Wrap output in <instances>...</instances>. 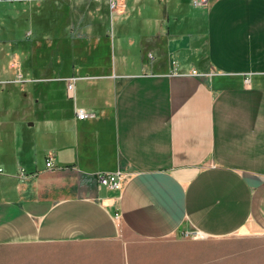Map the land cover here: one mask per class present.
Segmentation results:
<instances>
[{
    "label": "crops",
    "instance_id": "obj_1",
    "mask_svg": "<svg viewBox=\"0 0 264 264\" xmlns=\"http://www.w3.org/2000/svg\"><path fill=\"white\" fill-rule=\"evenodd\" d=\"M43 4L62 16L47 61L36 41L22 49L6 36L7 20ZM122 4L12 0L0 10V264H100L119 229L148 242L264 235L253 19L264 0ZM109 17L130 31L102 29ZM115 173L120 190L98 184Z\"/></svg>",
    "mask_w": 264,
    "mask_h": 264
},
{
    "label": "rangeland",
    "instance_id": "obj_2",
    "mask_svg": "<svg viewBox=\"0 0 264 264\" xmlns=\"http://www.w3.org/2000/svg\"><path fill=\"white\" fill-rule=\"evenodd\" d=\"M4 3L5 6L2 5ZM0 4L2 13L3 10L10 8L12 0H0ZM29 14L31 16L20 15L15 21L7 20L6 36L15 38L22 49L29 47L28 41H36L38 60H50L51 50L54 49L53 46L55 47L52 43L55 39L53 31L60 30L62 16L59 15L55 6L47 4L41 5L38 10H31ZM253 19L262 26L256 30V33L258 40L261 41L263 49L261 55L264 57V10L256 14ZM125 24L124 18L120 20L119 17L111 21L109 17L101 26L106 31H130ZM238 29L243 30L240 27ZM240 31H235L233 34L238 35ZM59 57L62 58V51ZM6 62L9 64L13 62V59L6 58ZM261 70H264V65ZM9 87L11 91H14L12 85ZM54 92V99H58L56 100L58 103L62 102L58 95L61 90L55 89ZM54 103L55 100L52 101L53 105ZM100 252V264H264V235L240 234L225 238L190 235L148 242L133 238L119 229L117 239L100 246ZM95 264H98L97 260Z\"/></svg>",
    "mask_w": 264,
    "mask_h": 264
},
{
    "label": "built area",
    "instance_id": "obj_3",
    "mask_svg": "<svg viewBox=\"0 0 264 264\" xmlns=\"http://www.w3.org/2000/svg\"><path fill=\"white\" fill-rule=\"evenodd\" d=\"M109 9L111 12L116 13L119 12L120 10L123 9V4L122 0H107ZM207 0H192V5L193 6H204L206 5ZM194 73V72H193ZM73 89V84L71 82H68L67 84V90L71 92ZM76 117L79 120H84L89 117V114L86 113L85 110L83 109H76ZM46 166L50 167V159L46 161ZM97 181L100 186L107 187L109 189H114V190H120L121 189V181H122V176L120 173H115V174H99L97 175ZM190 235L192 236H197L199 235L196 234H184L185 237H189Z\"/></svg>",
    "mask_w": 264,
    "mask_h": 264
}]
</instances>
